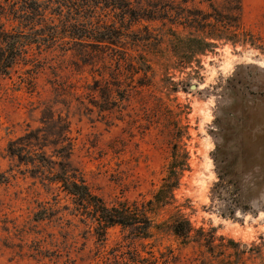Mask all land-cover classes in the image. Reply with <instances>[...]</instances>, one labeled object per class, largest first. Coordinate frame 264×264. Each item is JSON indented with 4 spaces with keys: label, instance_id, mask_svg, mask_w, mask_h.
Wrapping results in <instances>:
<instances>
[{
    "label": "rangeland",
    "instance_id": "374dc122",
    "mask_svg": "<svg viewBox=\"0 0 264 264\" xmlns=\"http://www.w3.org/2000/svg\"><path fill=\"white\" fill-rule=\"evenodd\" d=\"M240 1L242 23L255 45H223L187 66L174 62L167 35L157 40L168 23L126 21L121 46L151 66L147 76L133 77L132 85L139 77L143 87L129 88L126 65L113 63L104 73L113 92L102 97L90 91L100 77L71 49L62 53L70 43L33 47L32 62L19 60L0 77V264H132L135 251L154 255L159 264H264V0ZM0 4L9 8L24 0ZM0 23L11 26L3 17ZM172 27L186 34L182 26ZM46 108L68 116L72 163L106 204L151 198L166 175L173 144H179L180 152H188L189 169L175 197L194 227L212 240L211 249L182 243L165 225L146 239L121 226L97 238L58 184L8 154L10 141L43 126ZM216 147L251 158L244 164V183H255L251 213L222 217L211 206ZM168 217L162 210L154 220Z\"/></svg>",
    "mask_w": 264,
    "mask_h": 264
},
{
    "label": "trees",
    "instance_id": "16d2710c",
    "mask_svg": "<svg viewBox=\"0 0 264 264\" xmlns=\"http://www.w3.org/2000/svg\"><path fill=\"white\" fill-rule=\"evenodd\" d=\"M24 0L21 6L5 7L0 4V18L9 23H0V77L8 75L19 61L32 62L36 55L33 47H64L77 56L83 65L92 68L99 79H94L90 91L113 92L104 78L108 65L113 63L127 67L129 88L143 87L146 84L135 79L134 75L147 76L151 66L147 61H138L128 55L121 42L125 22H155L170 25L167 35L168 47L174 62L186 66L198 63L201 56L212 53L223 45L233 47L255 45L252 34L242 23V5L240 0ZM180 25L186 34L180 36L172 27ZM156 39L153 36H150ZM161 37V38H160ZM78 45L73 48L72 44ZM261 49V48H260ZM114 52V54H111ZM34 68L36 64H31ZM33 79V74H30ZM103 81V87L98 84ZM182 89L186 85L180 83ZM189 85V84H188ZM176 90V87H175ZM118 90H115L117 92ZM118 93V92H117ZM106 109V108H103ZM42 127L27 132L8 143V154L25 166L29 172L40 173L49 184H58L74 203V211L88 221L94 234L100 240L113 226L129 228L140 239L151 237V229L167 226L170 232L186 244L193 242L211 249L212 240L205 238L202 227L195 228L190 219L182 212L185 207L178 204L175 191L179 188L180 178L189 169L188 152L179 151L180 146L173 144L171 160L166 175L159 188L147 200H118L106 204L94 194L83 175L72 163L73 141L70 136V120L67 115L56 114L46 108L41 117ZM179 141V140H178ZM212 153L217 181L210 189L212 207L222 217H234L237 212H252V186L245 184L244 164L249 156L232 155L219 151ZM244 149V148H243ZM48 151V152H47ZM241 163V166L236 164ZM162 210L169 211L167 220L157 224L154 216ZM43 216H37L42 219ZM232 245H237L230 240ZM150 254V253H149ZM132 264H159L154 255L142 257L137 251L131 255ZM161 264L167 261L162 260Z\"/></svg>",
    "mask_w": 264,
    "mask_h": 264
},
{
    "label": "water",
    "instance_id": "95a60500",
    "mask_svg": "<svg viewBox=\"0 0 264 264\" xmlns=\"http://www.w3.org/2000/svg\"><path fill=\"white\" fill-rule=\"evenodd\" d=\"M189 88H190V89H195V88H196V85H195V84H190V85H189Z\"/></svg>",
    "mask_w": 264,
    "mask_h": 264
}]
</instances>
